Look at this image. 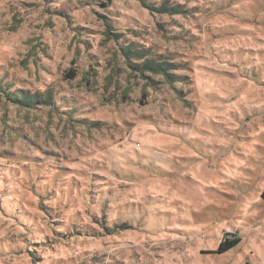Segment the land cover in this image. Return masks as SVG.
<instances>
[{"label": "rangeland", "instance_id": "rangeland-1", "mask_svg": "<svg viewBox=\"0 0 264 264\" xmlns=\"http://www.w3.org/2000/svg\"><path fill=\"white\" fill-rule=\"evenodd\" d=\"M0 82V264H264V0H0Z\"/></svg>", "mask_w": 264, "mask_h": 264}, {"label": "trees", "instance_id": "trees-1", "mask_svg": "<svg viewBox=\"0 0 264 264\" xmlns=\"http://www.w3.org/2000/svg\"><path fill=\"white\" fill-rule=\"evenodd\" d=\"M109 1V0H107ZM103 6L106 7L105 4ZM155 9V13L160 14H182L184 10L180 6L169 5V3H164L159 8ZM110 27V26H109ZM111 28V27H110ZM123 55L129 60L131 66L139 74L145 76V73L154 75H164L167 83L174 85L180 82L182 77L173 73L177 70V66L174 63L163 60L162 58H155L150 54V50L147 49H137L134 44L123 46ZM135 61V63H133ZM139 61V63H138ZM71 76L74 77V73L71 71ZM149 80V77H146ZM0 91L5 95L7 101L13 105H17L21 108H36L40 105H52L53 96L49 94L46 97H40V95H30L27 92L15 91L10 92L6 87L2 86L0 82ZM262 199L264 200V191L262 193ZM238 241L236 240H226L223 242L218 249L219 254H225L229 250L233 249Z\"/></svg>", "mask_w": 264, "mask_h": 264}]
</instances>
